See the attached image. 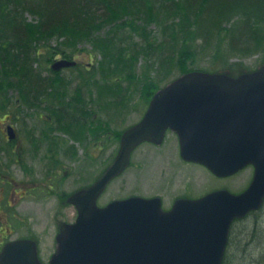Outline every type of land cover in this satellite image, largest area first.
<instances>
[{"label": "rangeland", "instance_id": "obj_1", "mask_svg": "<svg viewBox=\"0 0 264 264\" xmlns=\"http://www.w3.org/2000/svg\"><path fill=\"white\" fill-rule=\"evenodd\" d=\"M179 2L180 5L183 4V0ZM200 13L197 6L193 10L181 7L180 11L170 13L168 19L162 23L154 19L150 22L140 19V22L138 19V28L133 29L130 25L124 24L118 31L119 24L123 20L133 18L125 16L113 23H103L97 28L94 34L100 39H106L117 30L118 45L135 54L134 74L119 75L120 84L119 86L116 84L118 93L115 97L100 93L101 84H108L107 88L112 85L108 80H104L105 72L100 63L103 55L94 48L93 42L85 39L72 44L66 35L56 33L39 47L48 56L31 64V67L42 71L47 77L58 73L52 71V63L61 58L73 59L80 67L64 69L58 73L65 80V83L58 87L59 92H63V96L48 98V102L41 103L42 107L38 102H23L18 88H10L0 93V106H2L0 149L10 142L6 140L4 131L9 123H15L13 119L17 116L19 119L17 127L23 133L26 142L32 139L34 128L35 132L49 131L53 142L56 136V140L58 138L66 145L63 147L64 154L72 155L74 158H69L66 162L72 167L69 169L71 171L68 172L67 179H73V183H68V189L84 187L101 176L112 164L120 149L122 134L141 120L154 94L184 73L190 72L184 71L187 67L194 68L191 71L224 73L236 78L264 67V22L256 21L254 18L252 20V26L256 28L254 31L259 32L257 33L260 36L259 42L252 39L247 47L245 45L247 40L244 39L245 42L234 46L237 42L233 43L234 39L229 36L231 31L236 33L235 36L239 32L243 33L242 38L246 30L250 31L243 14L237 12L228 18H221L211 26L213 33L205 38L203 35L198 36L197 33L201 27H204L202 21L200 24ZM26 17L28 21L35 20V15L30 12L26 13ZM174 20L177 23L174 31L177 35L175 41L167 36L169 41L166 45L157 47L165 38L164 24H171ZM187 27L196 32L197 37L192 44H196V54L192 59L185 58L187 63L181 65L178 61L179 48L184 34L188 31ZM144 33H148L149 36L144 38ZM148 42L153 44L152 51L148 49ZM162 50L166 54L173 53L172 61L166 63L168 58L164 61ZM81 68L84 70L92 68L93 72H96L95 78L91 81L81 78ZM10 78L15 79L14 76ZM151 80L157 83L159 88L149 98L145 96L144 88L151 84ZM43 100H45L44 96ZM71 100L75 104H70ZM174 132L172 129L168 131L165 145L161 147L153 146L148 142L137 147L131 154L129 167L110 183L99 203L106 205L112 200L132 195H161L164 192L167 208L178 197H199L223 185L238 194L251 183L254 174L253 165L245 167L231 178L218 180L204 168L183 164L177 157L179 148ZM5 148L8 149V146L6 145ZM64 154H61L63 158ZM80 168H83V171L78 178L77 171ZM167 185L169 188L166 191ZM64 188L59 192L65 191ZM26 205L33 212L31 222L34 224V231L32 232L38 240L39 256L43 263L48 264L51 256L57 251V236L64 223L60 225L59 216L67 219L69 223L75 221L74 208L67 206L60 210V199L55 196L47 198L45 202L35 201L33 209L32 203ZM28 231L24 228L19 233L26 234ZM224 264H264V204L259 210L233 223Z\"/></svg>", "mask_w": 264, "mask_h": 264}, {"label": "water", "instance_id": "obj_2", "mask_svg": "<svg viewBox=\"0 0 264 264\" xmlns=\"http://www.w3.org/2000/svg\"><path fill=\"white\" fill-rule=\"evenodd\" d=\"M61 59L54 69L75 65ZM179 135L184 158L219 176L254 166L241 193L220 189L180 198L166 211L159 197L134 195L97 204L108 183L130 164L145 141L161 143L168 129ZM10 138L14 130L9 126ZM79 211L64 222L50 264H223L230 228L264 203V67L239 77L190 71L158 90L142 117L122 134L116 158L103 175L70 199ZM0 264H43L37 243L9 242Z\"/></svg>", "mask_w": 264, "mask_h": 264}, {"label": "trees", "instance_id": "obj_3", "mask_svg": "<svg viewBox=\"0 0 264 264\" xmlns=\"http://www.w3.org/2000/svg\"><path fill=\"white\" fill-rule=\"evenodd\" d=\"M179 3V0H0V93L4 90L6 92L10 88H18L23 102H38L41 107V103L48 102V98L63 96V92H59L58 89L65 83L64 78L58 74L61 73L60 70L58 72L52 68L53 72L58 73L55 76L47 77L43 75L42 71L31 67V64L33 65L48 56L40 50V45L58 33L66 35L72 44H77L85 39L93 42L94 48L103 55V60L100 62L105 72L103 77H106L103 79L108 80L112 85L107 88L108 84H101L100 93L115 97L118 93L116 84L118 86L120 84L119 75L134 74L135 54L118 45L117 30L106 39H100L94 33L103 23H113L125 16L133 18L132 20H123L119 24L118 31L124 24L130 25L133 29L138 28V19L147 22L154 19V21L162 23L168 19L170 13L180 11L181 7L193 10L197 6L198 12H201L200 24L202 21L204 27L196 31L198 36L203 35L206 38L213 33L211 26L216 24L215 22L239 12L244 15L246 23L250 26V31H245L244 38L241 35L243 33L239 32L235 36L236 33L231 31L229 36L234 39L233 43L237 42L234 46L245 42L244 39L247 40L245 43L247 47L252 39H256V42L260 40V36L257 35L259 32L254 31L256 28L252 26V20L254 18L256 21L264 22V0H183L184 5ZM27 12L35 15L34 21H28ZM164 26L165 38L157 47L166 45L169 41L167 36L173 41L177 37L174 34L177 27L175 20L171 24L165 23ZM230 28L232 29V27ZM187 29L186 33L184 30L183 42L179 48L178 61L181 65L187 63L185 58L192 59L196 54V44L192 45L197 37L196 32L190 30V27ZM143 36L147 38L149 35L144 33ZM148 43V49L152 51L153 44ZM130 54L133 56L131 57ZM161 54L164 61L168 58L166 63L169 60L172 61V52L166 54L162 50ZM66 56L68 55L66 54ZM166 63H164L165 66ZM75 67H80V65L77 63L66 69ZM80 70L81 78L87 81L95 78L96 72H93L92 68L85 70L81 68ZM191 70L194 68L184 69L186 72ZM13 76L15 79L10 78ZM158 88L159 85L151 80V84L144 88L145 96L151 98ZM43 96L45 100H43ZM70 104H75V102L73 103L71 100ZM64 110L66 111L65 108Z\"/></svg>", "mask_w": 264, "mask_h": 264}, {"label": "flooded vegetation", "instance_id": "obj_4", "mask_svg": "<svg viewBox=\"0 0 264 264\" xmlns=\"http://www.w3.org/2000/svg\"><path fill=\"white\" fill-rule=\"evenodd\" d=\"M64 69L66 68L60 69V72ZM57 71L59 72V70ZM50 118L51 120H53V117L50 116ZM13 120L16 124L13 122L9 123L6 127V130L4 131V133L6 134V140L10 142L4 144V146H2V148L0 149V251H2V249L7 243L13 240L31 239L36 241L38 244V240L33 235L34 232H32L34 231V224L31 222L33 212L29 208V206L26 205V203H32L31 208L33 209V203L35 201L43 200V202H45L47 198L55 196L57 197V199H60V210L65 209L67 206H71L74 208L75 218H77L78 208L69 201L70 197L74 193L90 187L100 177L99 176L93 179L84 187L79 186V188H70L69 190L68 183H73V179L68 180L67 175L68 172L71 171H69V169H71L72 167L68 166L66 162L69 158H74L72 155L64 154L63 147L66 145L59 141L60 139L57 138L56 140V136L55 141L53 142V139L49 136V131L46 132L43 129L45 132H41V130H39L40 132H35L34 128L32 132V139L28 141L27 138L28 142H26L22 136L23 133L20 132L17 127L19 119L16 116ZM9 126H12L14 130L13 139H10L8 135ZM168 131L166 133V136L168 134ZM28 133L29 132H27V134ZM41 133L44 134L41 135ZM36 135L39 136L37 137ZM175 135L177 136L179 148V154L177 155V157L178 160H180L183 164H186L189 167L196 166L199 168H204L205 170H208L218 180H226L235 176L238 173L237 172L229 176H218L214 172H212L206 165L184 158L181 153L179 136L176 132H174V136ZM165 138L160 144L153 142L148 143L152 144L153 146L161 147L165 145ZM6 145L8 146V149L5 148ZM7 151H9V153ZM61 154H64L65 157L63 158ZM82 171L83 168H80L77 171L78 178L81 176ZM62 188L66 190L59 192L60 190H62ZM168 188L169 187L167 185L166 191L168 190ZM220 189H228V187H226L225 185L221 187H216L215 189L208 191L203 195H200L199 197H202L212 191ZM106 190L103 192V194L106 192ZM163 193L164 192H162L161 195L156 194L141 196L146 198L159 197L162 202V207L165 210L171 209L175 201L179 198H199L198 196L178 197L172 202L170 207L166 208L165 197ZM99 200L100 197L97 202L99 205H101L99 203ZM59 221L60 225L65 221L68 222L67 219H63L61 216H59ZM24 228L29 230L28 233L20 234L19 231L21 232Z\"/></svg>", "mask_w": 264, "mask_h": 264}]
</instances>
